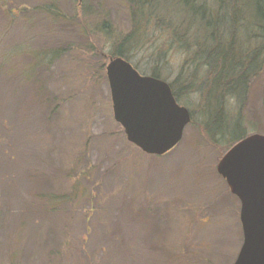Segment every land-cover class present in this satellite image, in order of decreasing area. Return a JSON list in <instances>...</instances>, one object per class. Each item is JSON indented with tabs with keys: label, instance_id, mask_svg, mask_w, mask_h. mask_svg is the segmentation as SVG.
<instances>
[{
	"label": "rangeland",
	"instance_id": "1",
	"mask_svg": "<svg viewBox=\"0 0 264 264\" xmlns=\"http://www.w3.org/2000/svg\"><path fill=\"white\" fill-rule=\"evenodd\" d=\"M131 26L122 0H0V264L234 263L241 203L217 171L229 146L201 125L204 95L182 97L193 121L163 156L114 119L106 65ZM146 33L133 65L172 82L182 55L159 62V30ZM242 117L264 135V68Z\"/></svg>",
	"mask_w": 264,
	"mask_h": 264
},
{
	"label": "trees",
	"instance_id": "2",
	"mask_svg": "<svg viewBox=\"0 0 264 264\" xmlns=\"http://www.w3.org/2000/svg\"><path fill=\"white\" fill-rule=\"evenodd\" d=\"M122 1L129 9L132 26L115 47L114 57L132 63L128 48L143 44L148 38L146 30L149 34L156 25L164 42L158 61L168 62L169 53L182 55L179 72L169 82L176 99L181 103L189 90L204 95L201 125L213 143L220 138L230 148L245 138L248 130L243 111L251 83L264 68V0ZM247 7L253 10L252 20L246 15ZM151 76L161 78L156 69ZM231 106L238 109L233 120L229 119Z\"/></svg>",
	"mask_w": 264,
	"mask_h": 264
},
{
	"label": "water",
	"instance_id": "3",
	"mask_svg": "<svg viewBox=\"0 0 264 264\" xmlns=\"http://www.w3.org/2000/svg\"><path fill=\"white\" fill-rule=\"evenodd\" d=\"M106 75L114 119L127 140L148 155L173 150L192 114L176 99L170 83L141 74L122 57L110 59ZM217 171L241 203L243 243L233 264H264V135L253 133L234 143Z\"/></svg>",
	"mask_w": 264,
	"mask_h": 264
},
{
	"label": "bare ground",
	"instance_id": "4",
	"mask_svg": "<svg viewBox=\"0 0 264 264\" xmlns=\"http://www.w3.org/2000/svg\"><path fill=\"white\" fill-rule=\"evenodd\" d=\"M231 12V11H230ZM210 24V23H209ZM262 26V25H261Z\"/></svg>",
	"mask_w": 264,
	"mask_h": 264
}]
</instances>
